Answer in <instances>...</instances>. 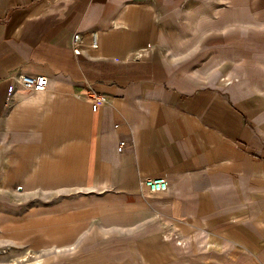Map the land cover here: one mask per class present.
I'll return each mask as SVG.
<instances>
[{
	"label": "crops",
	"instance_id": "crops-1",
	"mask_svg": "<svg viewBox=\"0 0 264 264\" xmlns=\"http://www.w3.org/2000/svg\"><path fill=\"white\" fill-rule=\"evenodd\" d=\"M15 226L80 264H264V0H0V229Z\"/></svg>",
	"mask_w": 264,
	"mask_h": 264
},
{
	"label": "rangeland",
	"instance_id": "rangeland-1",
	"mask_svg": "<svg viewBox=\"0 0 264 264\" xmlns=\"http://www.w3.org/2000/svg\"><path fill=\"white\" fill-rule=\"evenodd\" d=\"M27 177L28 173L25 174ZM14 189V187H11ZM4 195L1 194V198ZM6 199V198H5ZM7 201L13 202L15 205L16 201L22 203L25 208L27 206H31V202L33 201L31 197L27 196H16L7 195ZM21 215V214H20ZM10 217H18L16 215ZM15 219L10 218L9 221ZM0 229V264H80V255L76 256L79 252V247L75 246L73 248L65 249L64 247H39V248H31L28 245H24L25 247L19 246L21 241H13L17 233H22L21 229H17L16 226L13 229ZM8 230V231H7ZM19 237V236H18ZM8 239V241H4L1 239ZM21 239V237H20ZM15 240V239H14ZM22 240V239H21ZM22 247V248H21ZM77 257L78 259H76ZM205 263V262H204ZM202 263V264H204ZM216 264H220L216 262Z\"/></svg>",
	"mask_w": 264,
	"mask_h": 264
},
{
	"label": "built area",
	"instance_id": "built-area-1",
	"mask_svg": "<svg viewBox=\"0 0 264 264\" xmlns=\"http://www.w3.org/2000/svg\"><path fill=\"white\" fill-rule=\"evenodd\" d=\"M90 42L89 46L91 48H96L98 45L97 31H91L89 34ZM83 36L81 33L76 32L72 36V51L75 54H80L81 52V45L83 44ZM138 59V57H136ZM15 79L19 81L23 88L26 91H34V92H43L46 90L48 86L49 79L46 75H37V76H30L26 74H17ZM93 102L91 105L92 109H96L99 101L102 100L99 95L93 94L92 96ZM123 143H120V146ZM120 150V147L118 148ZM140 184L147 188L150 193H157L163 192L167 189L168 182L164 177L161 176H148L140 179Z\"/></svg>",
	"mask_w": 264,
	"mask_h": 264
}]
</instances>
